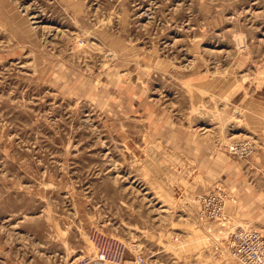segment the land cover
<instances>
[{"label": "rangeland", "instance_id": "1", "mask_svg": "<svg viewBox=\"0 0 264 264\" xmlns=\"http://www.w3.org/2000/svg\"><path fill=\"white\" fill-rule=\"evenodd\" d=\"M240 186L264 192V0H0V264H237L228 232L264 234Z\"/></svg>", "mask_w": 264, "mask_h": 264}, {"label": "built area", "instance_id": "2", "mask_svg": "<svg viewBox=\"0 0 264 264\" xmlns=\"http://www.w3.org/2000/svg\"><path fill=\"white\" fill-rule=\"evenodd\" d=\"M236 151L237 143L230 145ZM226 194L223 190H214L200 197L199 215L205 220H221L224 217ZM225 244L237 264H264V234L257 229L234 227L225 237ZM108 253L100 252L98 258L103 261L124 262V246L111 241L107 245ZM136 264H145L138 256Z\"/></svg>", "mask_w": 264, "mask_h": 264}, {"label": "crops", "instance_id": "3", "mask_svg": "<svg viewBox=\"0 0 264 264\" xmlns=\"http://www.w3.org/2000/svg\"><path fill=\"white\" fill-rule=\"evenodd\" d=\"M197 164L200 165V162L198 161ZM198 169H200V167H198ZM235 194L240 205L233 207L235 212L233 210H231V212L241 220V222L264 229V192L253 190L249 186H240L236 189ZM238 227L247 228L244 226Z\"/></svg>", "mask_w": 264, "mask_h": 264}, {"label": "water", "instance_id": "4", "mask_svg": "<svg viewBox=\"0 0 264 264\" xmlns=\"http://www.w3.org/2000/svg\"><path fill=\"white\" fill-rule=\"evenodd\" d=\"M129 263H130V264H135V262H134V261H129Z\"/></svg>", "mask_w": 264, "mask_h": 264}, {"label": "bare ground", "instance_id": "5", "mask_svg": "<svg viewBox=\"0 0 264 264\" xmlns=\"http://www.w3.org/2000/svg\"><path fill=\"white\" fill-rule=\"evenodd\" d=\"M124 83V82H123ZM121 86V85H120ZM98 94V93H97Z\"/></svg>", "mask_w": 264, "mask_h": 264}]
</instances>
